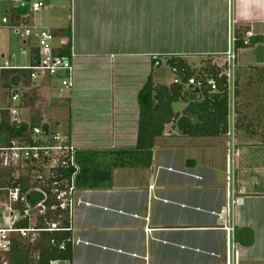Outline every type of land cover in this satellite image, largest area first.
<instances>
[{"label":"crops","instance_id":"crops-1","mask_svg":"<svg viewBox=\"0 0 264 264\" xmlns=\"http://www.w3.org/2000/svg\"><path fill=\"white\" fill-rule=\"evenodd\" d=\"M33 1L41 2L22 0L15 9L8 0L0 3L11 7L7 17L13 25L52 31L55 54L67 48L71 86L55 99L70 106L83 94L96 104L93 119L88 109L83 110V127L71 128L69 116L65 139L76 152L133 150L138 91L148 78L154 85L172 80L157 83L156 69L170 58L181 59L190 69L204 61L224 66L230 23L236 39L250 34L247 46L233 50L239 73L234 81L233 126L244 129V136L233 130L228 134L227 120L224 135L205 137L183 135L172 121L153 140L147 160L104 169L91 181L95 187L75 186L70 264H264V103H254L264 97V0H68L67 28L61 24L65 15L60 6L43 4L31 15ZM41 10L48 13V27L42 14L36 18ZM65 29L67 38L62 35ZM19 38L14 42L25 56L21 65L5 55L9 50L3 36L0 39V56L16 67L29 65L35 49L34 42L26 46L32 37ZM152 56L159 66H153ZM86 78H93V84L88 90L78 88ZM4 81L17 101L19 94L27 93V105L16 108L17 101L8 99L0 110L7 108L10 120L9 109L15 108V121L28 125L26 108L37 104L27 99L39 94V80L14 72ZM43 102L27 116L39 113L47 125L49 105ZM184 107L176 103L172 109L181 113ZM53 127L60 123L55 121ZM97 160L106 164L101 157ZM33 194L41 196L38 189ZM230 198L237 203L231 205ZM41 201L40 197L31 204ZM225 227L232 228L231 259Z\"/></svg>","mask_w":264,"mask_h":264},{"label":"trees","instance_id":"trees-1","mask_svg":"<svg viewBox=\"0 0 264 264\" xmlns=\"http://www.w3.org/2000/svg\"><path fill=\"white\" fill-rule=\"evenodd\" d=\"M14 12L17 14L19 10H14ZM14 12L13 14H15ZM244 47L241 39H236L234 50ZM67 53V48H65L58 55L66 56ZM31 54L29 65H34L37 62L36 49L32 50ZM165 65L169 69H175L179 83L154 85L148 78L138 91L136 96L138 107L137 133L133 150L75 152L74 161L78 166L75 186L95 187L96 183L91 184V181H95L99 174L103 175L106 171L104 169L134 166L141 164L143 160H147L153 140L161 135L163 126L172 121H176V126L183 135L205 137L226 133L227 96L223 76L224 66L217 67L210 61H204L198 68L190 69L184 61L178 58L168 59ZM14 72L21 73L28 78V73L25 71H1V87H9V84L4 80ZM188 78L212 79L215 82L216 90L209 92L208 89L201 88L197 90V93H194L191 87L186 86ZM26 95L27 93L19 94L16 108L24 106ZM27 100L33 104L32 96H29ZM176 103L185 104L181 113L173 111L172 106ZM25 105L27 104L25 103ZM39 124L37 121H31V119L28 125L10 121L8 109H1L0 147L9 146L11 141L22 142L29 146L48 144L50 139L47 125L41 122ZM34 128L41 131L38 137L31 135V130ZM100 157L105 159L106 164L103 162L96 163ZM21 163L19 162L13 168L0 169V195L4 199L7 190L17 186L21 194H26L28 204L31 205L30 195L33 194V191L28 190L38 189L41 195L39 198L41 197L42 200L41 211H30L29 221L20 220L15 226L25 228L30 225L35 229H41V231L34 238H10L8 249L0 254V264H48L53 260L70 264V232L64 230L68 228V222L62 213L56 209H51L53 201L48 194L49 180L45 179L41 184L32 182L29 173L32 170L41 171L42 167L37 162L32 165L25 162L21 165ZM10 172L15 173L16 176L10 177ZM3 177L7 178L5 183L1 182ZM104 181L103 178L101 182ZM18 208L23 209V206L20 205ZM50 223H55L57 230L45 231Z\"/></svg>","mask_w":264,"mask_h":264},{"label":"built area","instance_id":"built-area-1","mask_svg":"<svg viewBox=\"0 0 264 264\" xmlns=\"http://www.w3.org/2000/svg\"><path fill=\"white\" fill-rule=\"evenodd\" d=\"M12 4V8L22 6V0H8ZM43 7L40 1H33L29 4V14L33 15ZM25 17L28 14L24 15ZM24 18V17H23ZM229 35V48L225 54L224 63V80L226 86L227 96V121H228V134L232 133L233 129V97H234V71H236L235 56H234V43L236 38L231 33ZM1 29H9L14 35L19 36L21 39L26 40L29 38L34 39V46L36 49L37 62L34 65H27L16 67L10 63V59L0 56V72L1 71H25L28 73L30 81H38L42 77L51 79H58V88L56 91V98H60L64 90L71 86L70 75L71 67L69 58L60 56L53 52L52 48V35L43 28L13 25L10 23L7 16H0ZM242 45L247 46V39L250 37L248 32L245 33ZM153 66H159L156 56L151 57ZM170 73L173 78L170 84L179 83L174 68H170ZM186 86L192 89L199 90L201 88L208 89L209 92L216 90L214 80H196L188 78ZM16 94L10 93L9 102L15 103L17 101ZM17 110L15 108L9 109L10 121H15ZM16 122V121H15ZM32 137H38L41 131L38 128L31 130ZM49 143L44 145L29 146L22 142L11 141L9 146L0 147V169L13 168L19 162L27 164L38 163L43 170L34 177L32 182L43 183L45 179L49 180L48 194L53 203L51 209H56L67 218L68 228L70 230L69 222L72 215L73 207V193L75 190V178L78 174V166L74 161V153L76 152L73 146L67 139L59 135H51ZM38 171H36L37 173ZM65 172V175L63 173ZM32 175V174H31ZM65 176V177H64ZM28 191H36L28 190ZM237 199L230 198V204H236ZM23 206V209H16L18 206ZM30 211H41V202L36 205L28 204L26 194H21L18 187L7 190L6 197L3 199V205L0 208V254L8 249L9 240L12 237L19 239L34 238L41 229H35L28 225L25 228L16 227L15 224L20 220L29 221ZM55 223H50L45 231L57 230ZM145 233L150 232V229L145 228ZM231 227H225V247L228 256L234 257V244L231 237ZM62 248V246H60ZM234 254V256H233ZM48 264H67L57 260L50 261Z\"/></svg>","mask_w":264,"mask_h":264},{"label":"rangeland","instance_id":"rangeland-1","mask_svg":"<svg viewBox=\"0 0 264 264\" xmlns=\"http://www.w3.org/2000/svg\"><path fill=\"white\" fill-rule=\"evenodd\" d=\"M41 3L44 4L45 6L47 5V3H50L53 6H60L63 9V13L64 15L67 14V6H68V0H41ZM10 4V3H9ZM9 4H6L4 2L0 3V16H7L9 10L11 9V7L9 6ZM4 10V11H3ZM41 14L43 15L42 20H44L43 23H45L47 25V27L50 25V20H48L47 16L48 13L44 10H41L39 13L36 14V18L40 17ZM52 14V13H51ZM45 15V16H44ZM63 20H61V24L63 25L64 28L68 27V22L65 20L66 15L63 16ZM52 37V31L49 32ZM62 35L64 38H67V29L62 30ZM3 36V44L6 45L8 48L7 50H9V52L5 55H12V60L14 61L13 64L16 65H21V64H25L24 62H22L23 60H25V56L24 55H20L19 54V46L16 47V44L14 41H16V39L18 40V36H15L9 29H1L0 27V39H2ZM18 37V38H17ZM20 39V38H19ZM54 39V37H53ZM29 43L26 44V46H29L32 44L33 38H31V40H28ZM11 60V61H12ZM220 66H222L220 64ZM239 75V73L237 74L236 71H234V79L237 78V76ZM58 79L59 78H55L54 80L51 78H47V77H42L39 79V83L40 86L38 87L39 90V94L37 95V93H33L35 97H33V102L36 103L37 105L35 106V104H33L35 106V108H33L34 106H32V108H30L29 106L26 108V117L28 119H31V121H37L38 125H40L39 123L41 122V115H35V116H27L30 115L33 111L35 110H39L41 109V105L39 103H44V100L48 101V113H47V117H48V124H47V128H48V132H54L57 133L59 135H61V137H67V134H65L68 131V127H66L69 123V116H70V127L73 128L74 130L83 127L82 124L84 122H82V120L80 119V117L85 113L86 109H88V111L90 112V118L93 119V114L95 112V108H96V104H93V101L91 100V98H87L85 95L81 94L80 98H77V101H75V103L70 106H67V104H65L64 100H56L55 96H56V91H57V84H58ZM172 79V74L170 73L168 67L165 66V64L160 67L159 69L155 70V80L157 81V83H162V84H167L170 80ZM93 78H86V79H81V83L82 84H77L78 88L83 89V90H88L89 86L93 84ZM114 85L115 87L119 86V80L115 79L114 80ZM241 83V82H240ZM2 82L0 81V108H3L6 106V102L8 101L9 97H10V93H11V88L10 86L7 89H3L1 87ZM241 86L244 87V84L241 83ZM255 90L257 89V85L254 86ZM235 88V87H234ZM242 89V88H240ZM4 90V91H3ZM252 90H254L252 88ZM40 96V97H39ZM64 96H66V92L64 94ZM36 100V101H35ZM38 100V101H37ZM234 101L233 100V107H234ZM254 103H264V97H260L259 100H256ZM94 106V107H93ZM70 107V108H68ZM85 109V111H83ZM91 110V111H90ZM234 110V109H233ZM227 111H228V104H227ZM28 113V114H27ZM42 115L44 114V112H41ZM88 112H86L87 114ZM234 113V111H233ZM25 118V117H24ZM55 121H58L60 123V127L58 128H54L53 125L55 123ZM235 122V121H234ZM236 127L235 125L233 126V131H235V134H237V136H244L245 131L242 128L237 129V131L235 130ZM78 137V136H77ZM79 138V137H78ZM76 139H73L74 144H76ZM78 145H83V144H78ZM21 165H23V162L21 163ZM38 173H44L43 170L38 171L36 173V170H32L29 175H31V181L34 180V177L37 176ZM10 177L16 176L15 173H11L10 172ZM7 181L6 177L1 178V182L5 183ZM39 197L36 195L31 194L30 195V202H34L36 200H38ZM3 201V198L0 195V206L1 203ZM1 208V207H0ZM16 209H19L18 207Z\"/></svg>","mask_w":264,"mask_h":264},{"label":"water","instance_id":"water-1","mask_svg":"<svg viewBox=\"0 0 264 264\" xmlns=\"http://www.w3.org/2000/svg\"><path fill=\"white\" fill-rule=\"evenodd\" d=\"M193 92H194V93H197V90H196V89H193Z\"/></svg>","mask_w":264,"mask_h":264}]
</instances>
